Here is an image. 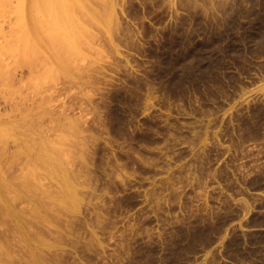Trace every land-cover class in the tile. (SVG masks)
<instances>
[{
  "label": "rangeland",
  "instance_id": "374dc122",
  "mask_svg": "<svg viewBox=\"0 0 264 264\" xmlns=\"http://www.w3.org/2000/svg\"><path fill=\"white\" fill-rule=\"evenodd\" d=\"M2 1L0 149L82 197L14 264H264V0Z\"/></svg>",
  "mask_w": 264,
  "mask_h": 264
},
{
  "label": "bare ground",
  "instance_id": "6f19581e",
  "mask_svg": "<svg viewBox=\"0 0 264 264\" xmlns=\"http://www.w3.org/2000/svg\"><path fill=\"white\" fill-rule=\"evenodd\" d=\"M61 1H60L59 5L57 4L58 7H60L59 9L57 8L56 3H54V6H53V4H51V2H49V1H48V3H44L43 5H44V7H46L48 5L46 8H48L50 13H52L53 11H55L57 9L59 11L65 13L67 9H62L60 5L62 3V6H63L64 5L63 3L66 1H64V2H63V0H61ZM42 2L40 1V3H42ZM67 2H68V4L70 3L69 0ZM2 3H3V1L0 0L1 5H2ZM38 3L39 2H37V5H38ZM40 3H39V5H40ZM74 3H75V1L72 4H74ZM104 3H105V1H104ZM45 4H47V5L45 6ZM72 4H70V5H72ZM98 4L102 5L101 3H98ZM106 4H108V3L106 2ZM18 5L20 6V9H21L20 11H22L21 16L23 17L24 16V10H25L24 1L18 0L17 6ZM39 5H38V7H39ZM100 5H98V7H101ZM66 6L67 5L65 3V7ZM95 6H97V5L95 4ZM104 6H105V4H104ZM108 6H111V5L109 4ZM108 6L106 5L105 7L107 8ZM40 7H39V10H40ZM65 7H63V8H65ZM41 8H43V6ZM48 10L46 9L45 12H49ZM93 12H96V10H94ZM93 12H92V14H93ZM111 12H112V10H111ZM99 13L100 12H98V15H99ZM101 15H99V17ZM96 16H97L96 14L95 15L93 14V17H95L94 19H98V20L102 19V16L100 19L96 18ZM2 17L3 16H0V18H2ZM20 20H22V19H20ZM106 20H103V22ZM106 22H108V21H106ZM19 23H20L19 25H21V26H19V28H20L23 26V24H21V22H19ZM109 23H111V21H109L107 24H109ZM23 27L25 28V24ZM55 27L62 28V30L65 29V25H62L58 22L55 23ZM105 28H106V26H105ZM110 28L108 25V29H110ZM66 30H68V29H66ZM13 31L14 30H12V32ZM23 31L26 33L28 30L26 28V31H25V29H23ZM67 32H69V31H67ZM107 32H110V31L106 30V33ZM28 34H31V33H28ZM28 34H26L27 37H28ZM24 35L22 37H24ZM22 37L19 36L18 37L19 40L16 39V41L21 42L22 41L21 39H23ZM29 38H32V36H29ZM26 39H27L26 37H25V41L23 39V41H24L23 43L28 41ZM27 43L28 42H26L25 44H27ZM7 78L10 81H12L14 79L13 76H8ZM19 79H20V77H19ZM21 80H22V77H21ZM11 107H12V111L13 110H15V111L20 110L18 106L13 107V105H11ZM7 110H8V108H7ZM10 110L11 109H9L8 111L10 112ZM5 111H6V109H5ZM3 130L4 129L0 125V140L4 137L3 136ZM22 148L24 149L22 151V153L27 156V160H25L26 162L24 161L25 165L27 167H26V170L24 168L21 169V170L24 169V172H23V174H21V172H19V174H21V175L18 177L14 173L15 167L18 166V164H19V166H20V164L22 165V162L18 163L22 160H20V161H18V160L21 158V156L23 154L21 152L15 153V151L8 153L4 149H0V264H14L15 257L18 254V251L14 248H16V246H18V244L21 245V247L23 248L25 253L27 252V254L30 255V258H32L31 259L32 261H34V260L36 261L38 259V257H40V251L42 250L41 249L38 253V251H37L38 247L36 246V243H42L43 240L45 242V239L40 236L41 234L43 236V234L45 233L44 224H45V226L49 222H52L54 224L55 222L58 221V219L60 221H63V220H61L63 218H61V219L58 218L59 215L62 214L61 212L64 210H68L70 208L71 209L77 208V205L81 201V198H82L79 195L80 192L78 191L77 182H76V180H77L76 175H79V174L73 173L75 171H73V172H71L72 170L70 171V169L67 167L68 164L65 161L64 156L61 157L62 154L58 153L59 151L57 153L55 152L54 154L51 155V154H48L44 149L43 150L40 149L39 151L34 152L32 145L22 146ZM16 151H18V149ZM19 151H21V149ZM60 157H61V159H60ZM22 167H24V166H22ZM41 167H42V170L45 172L44 176L46 178L53 180V182H54V180L59 182V187L57 186L58 190H56L54 193L50 192V190L49 191L46 190L45 189L46 187L43 188V186L41 185L42 184L41 180H39L40 173L38 174V172H37L41 169ZM20 168H21V166H20ZM16 174H18V172ZM16 178L19 179V181L14 180ZM58 182L56 183V185L58 184ZM44 186H45V184H44ZM25 188H32L33 189L32 195L30 193H29V195H23L24 194L23 190ZM55 189H56V187H55ZM23 201H26L27 205H24L25 207H23V206L20 207L19 203L23 202ZM17 207L18 208L20 207V208L18 209ZM60 221H59V223L61 224ZM69 221H70V219H69ZM69 221L66 222L67 224L64 222L66 225H68V227L70 225ZM42 224H43L44 228L41 227ZM39 225H41V226H39ZM50 225H51V223H50ZM54 226H51V228L53 229ZM48 227L50 228L49 225H48ZM1 228H3L4 231H1ZM46 228H47V226H46ZM49 228H47V230ZM51 228H50V230H51ZM56 229L58 230V228L55 227L54 232H56ZM47 230H46V232L50 231V230H48V231ZM52 231H50V232L52 233ZM59 233L61 234L60 231H59ZM47 234L48 233H45L44 235H47ZM60 234H57V236L59 235V238L61 236ZM45 244H48V243L45 242ZM13 250H16V251H13ZM43 252H41V253L43 254Z\"/></svg>",
  "mask_w": 264,
  "mask_h": 264
}]
</instances>
